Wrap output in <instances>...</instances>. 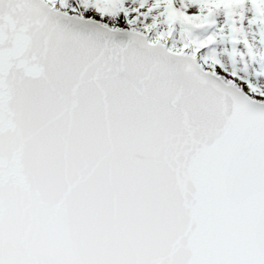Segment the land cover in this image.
Here are the masks:
<instances>
[{
	"label": "snow or ice",
	"instance_id": "6c2138e0",
	"mask_svg": "<svg viewBox=\"0 0 264 264\" xmlns=\"http://www.w3.org/2000/svg\"><path fill=\"white\" fill-rule=\"evenodd\" d=\"M0 264H264V0H0Z\"/></svg>",
	"mask_w": 264,
	"mask_h": 264
}]
</instances>
